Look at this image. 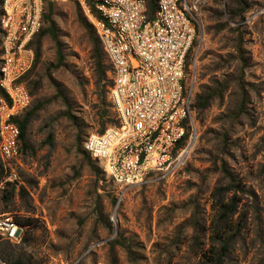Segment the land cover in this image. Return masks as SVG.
<instances>
[{
	"label": "rangeland",
	"instance_id": "obj_1",
	"mask_svg": "<svg viewBox=\"0 0 264 264\" xmlns=\"http://www.w3.org/2000/svg\"><path fill=\"white\" fill-rule=\"evenodd\" d=\"M188 2L196 33L185 81L195 94L214 78L228 88L204 109L191 105L197 137L180 168L122 186L83 151L90 133L118 124L78 17L87 21L85 10L79 0H48L55 39L39 38L25 77L31 147L15 161L19 177L0 178V217L28 225L0 238V264L5 253L20 264H212L214 255L264 264V0H246L245 11L237 0Z\"/></svg>",
	"mask_w": 264,
	"mask_h": 264
},
{
	"label": "built area",
	"instance_id": "obj_2",
	"mask_svg": "<svg viewBox=\"0 0 264 264\" xmlns=\"http://www.w3.org/2000/svg\"><path fill=\"white\" fill-rule=\"evenodd\" d=\"M48 0H0V161L5 179L19 175L20 128L15 119L30 106L24 76L35 59L32 41L43 26ZM111 64L108 96L118 124L90 133L84 148L122 186L149 173L180 168L197 137L191 114L195 82H186V59L196 33L188 0H79ZM20 227L0 217V237L16 239Z\"/></svg>",
	"mask_w": 264,
	"mask_h": 264
},
{
	"label": "trees",
	"instance_id": "obj_3",
	"mask_svg": "<svg viewBox=\"0 0 264 264\" xmlns=\"http://www.w3.org/2000/svg\"><path fill=\"white\" fill-rule=\"evenodd\" d=\"M86 2L89 3L92 11L94 13H96V15H99V13L93 7L91 0H86ZM237 2L242 6V11H245L247 9L248 4H247L246 0H237ZM46 5H47V3H46ZM147 6H148L149 13L153 12V9L155 6V0H147ZM0 15H1V8H0ZM50 15H51V5L49 6L48 12H44V15H43V23H44V20H46L48 22V26H47L46 30L43 29V26H42L39 33L36 35L35 39L32 41V44L34 45V48H35V59H34V63L32 65V67L34 66V64H35V62L39 56V38L43 35V33L50 32L52 37L55 39V34H54L55 32L53 29L52 20L50 19ZM78 17H79V20L81 21V23L87 29L89 36H90L92 43H93V48L96 51L95 66H96V71H97L98 76H99L98 81L102 82L103 93H105L106 88H108V87L110 88V86L112 84V78L109 77V72H110L111 67L109 66V64H107V59L105 57V55H106L105 51L102 47L101 41H100L95 29L93 28L92 24L90 22H88V20L86 21L80 14L78 15ZM0 37H1V30H0ZM62 61H63L62 51L59 47V44L57 43V62L55 64V67L60 66L62 64ZM32 67H31V69H32ZM50 68H51V66H48L47 70H49ZM26 75L24 76V78L26 77ZM51 80L55 84L56 89L58 91V94H61L60 89L58 88L56 82L52 78H51ZM227 88H228V82L220 81V80L214 78L212 80L211 84L203 85L200 92H198L194 95V99H193V102L191 104L192 107H196V108H200V109L206 108L212 100H214L216 98H223ZM103 99H105L104 96H102V100ZM31 103H32V101H31ZM30 106H31V104H30ZM30 106L22 115H20L19 117H17L15 119L16 123L18 124V126L20 128V142H21L20 151L22 149H28L31 147V144L27 140V137H26V130H27V126L29 123V118L33 113V111L30 110ZM66 115H68V117L77 126L75 116L70 114L69 111L66 112ZM80 136H81V130L78 127L77 134H76L77 143H80ZM47 142L51 143V133H48V135H47ZM83 149H84L83 151H85L87 154L90 155V153L84 148V145H83ZM93 159H95V158H93ZM5 175H6L5 170H4L3 165L0 161V178L5 179ZM232 210H233V208H231L230 212ZM14 221L17 223V225L20 228L27 227V225H28L25 221H22V222L17 221V220H14ZM3 239H6V238H3ZM22 241H24L23 238H22ZM1 256H2V260L6 264H20V262L18 260H13L12 257L10 256V254H8V253L7 254L5 253L4 255H1ZM212 258H213V261H211L212 264H221V256L220 255H214V256H212Z\"/></svg>",
	"mask_w": 264,
	"mask_h": 264
},
{
	"label": "crops",
	"instance_id": "obj_4",
	"mask_svg": "<svg viewBox=\"0 0 264 264\" xmlns=\"http://www.w3.org/2000/svg\"><path fill=\"white\" fill-rule=\"evenodd\" d=\"M27 137V136H26Z\"/></svg>",
	"mask_w": 264,
	"mask_h": 264
}]
</instances>
